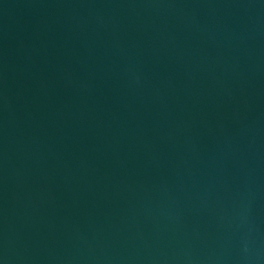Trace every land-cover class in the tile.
I'll return each instance as SVG.
<instances>
[{
    "label": "water",
    "instance_id": "water-1",
    "mask_svg": "<svg viewBox=\"0 0 264 264\" xmlns=\"http://www.w3.org/2000/svg\"><path fill=\"white\" fill-rule=\"evenodd\" d=\"M0 264H264V0H0Z\"/></svg>",
    "mask_w": 264,
    "mask_h": 264
}]
</instances>
